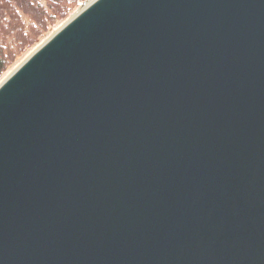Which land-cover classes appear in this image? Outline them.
<instances>
[{
	"label": "water",
	"instance_id": "obj_1",
	"mask_svg": "<svg viewBox=\"0 0 264 264\" xmlns=\"http://www.w3.org/2000/svg\"><path fill=\"white\" fill-rule=\"evenodd\" d=\"M0 264H264V0H88L31 53Z\"/></svg>",
	"mask_w": 264,
	"mask_h": 264
},
{
	"label": "trees",
	"instance_id": "obj_2",
	"mask_svg": "<svg viewBox=\"0 0 264 264\" xmlns=\"http://www.w3.org/2000/svg\"><path fill=\"white\" fill-rule=\"evenodd\" d=\"M88 0H0V75Z\"/></svg>",
	"mask_w": 264,
	"mask_h": 264
},
{
	"label": "rangeland",
	"instance_id": "obj_3",
	"mask_svg": "<svg viewBox=\"0 0 264 264\" xmlns=\"http://www.w3.org/2000/svg\"><path fill=\"white\" fill-rule=\"evenodd\" d=\"M85 3V2H83ZM81 3L77 6L69 16L64 18L62 21L55 23L51 29L45 34V36L36 44L28 48L24 54L18 56V58L13 62V64L2 74L0 75V84L31 54L33 53L40 45H42L48 38H50L61 26H63L73 15L74 13L82 6Z\"/></svg>",
	"mask_w": 264,
	"mask_h": 264
}]
</instances>
